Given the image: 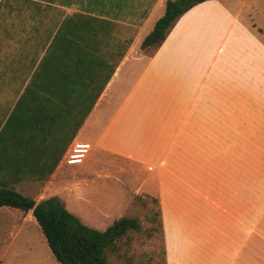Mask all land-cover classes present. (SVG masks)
Wrapping results in <instances>:
<instances>
[{
	"label": "crops",
	"instance_id": "0c3cea01",
	"mask_svg": "<svg viewBox=\"0 0 264 264\" xmlns=\"http://www.w3.org/2000/svg\"><path fill=\"white\" fill-rule=\"evenodd\" d=\"M35 1L60 18L42 33L40 14L28 16V42L3 36L17 45L3 47L0 185L35 203L62 198L85 223L90 201L74 195L87 181L83 165L95 159L114 174L121 166L106 161L115 159L135 166L138 193L157 200L164 264H264V30L255 1L198 3L136 56L167 0H91L83 10ZM77 13L99 21L80 19L73 32ZM75 142L91 150L68 165ZM25 228L39 231L32 210L0 207V264Z\"/></svg>",
	"mask_w": 264,
	"mask_h": 264
},
{
	"label": "rangeland",
	"instance_id": "374dc122",
	"mask_svg": "<svg viewBox=\"0 0 264 264\" xmlns=\"http://www.w3.org/2000/svg\"><path fill=\"white\" fill-rule=\"evenodd\" d=\"M42 1L47 2L45 0ZM72 1L76 4L71 7L72 10L82 9L83 5L91 3V0ZM254 1L255 5L253 8L256 12L254 24L264 30V0ZM40 7L43 8L41 11L38 10L39 4L35 0H0V97L3 96V47H16L15 45H17L16 43L9 44L8 39L3 38V36L6 33H9V35L22 33L24 38L15 39V41L28 42L24 34L28 32L29 24L31 25L28 16L32 17L33 13L37 12L40 14L38 27L42 33L50 27L52 18L55 17L57 20L60 18V15L56 11L49 13L44 4ZM16 21L21 22V24ZM32 28H35V24ZM42 41L44 39L41 37V43ZM20 46L25 47L18 44V47ZM39 46L40 42L37 43L36 41L33 44L34 52L37 51V47L39 48ZM146 48L139 42L135 46L133 54L136 56L139 52L145 51ZM151 51L152 49H149L145 53L149 54ZM4 55L9 58L5 62L12 63V67H15L16 56H12V54H8L7 52ZM10 56H12L11 59ZM31 65L32 62L25 58V62L22 65L23 73L28 72ZM97 157L100 159V156ZM108 161L111 164H119L121 170H117L113 174L114 167L101 165L100 161H96L95 159L89 160L83 165L84 172L86 173L84 178L87 181L82 182L84 185L81 186V190L74 191V195L76 199L83 196L86 200L90 201L83 203L82 206L88 212L89 220L80 216L78 211H76V214L82 217L87 225L98 230H103L113 220L120 217L137 219L139 224L138 230L128 231L106 250L107 264H164V246L156 198L149 197L142 192L138 193L139 190L135 185V177L129 173L131 170L137 171L135 166L120 164L115 159H108L106 162ZM23 187L24 184L21 183V187L19 186V188L22 192H24ZM11 188L14 190L18 187ZM72 199L74 200V197ZM60 200L65 204L62 198ZM99 200L103 202L104 208L102 206L95 208L96 201ZM122 200L124 201L123 205L122 203L120 204ZM82 214L87 216L85 212H82ZM27 232L30 234L29 237H26ZM3 264L60 263L51 254L45 236L40 228L38 232L36 228L34 230L25 228L9 251Z\"/></svg>",
	"mask_w": 264,
	"mask_h": 264
},
{
	"label": "trees",
	"instance_id": "16d2710c",
	"mask_svg": "<svg viewBox=\"0 0 264 264\" xmlns=\"http://www.w3.org/2000/svg\"><path fill=\"white\" fill-rule=\"evenodd\" d=\"M53 2L55 0H45ZM205 0H167L163 15L155 22L151 31L142 39L143 47L159 45L167 36L175 21L189 8ZM72 19V31H78L80 19L98 22L96 17L82 13ZM58 30H64L66 22ZM10 206L22 211L32 210L52 255L60 264H107L106 250L128 231L139 228L137 219L121 217L114 220L105 230H98L83 223L71 213L57 196L38 203L4 185H0V207Z\"/></svg>",
	"mask_w": 264,
	"mask_h": 264
},
{
	"label": "built area",
	"instance_id": "2783aa9c",
	"mask_svg": "<svg viewBox=\"0 0 264 264\" xmlns=\"http://www.w3.org/2000/svg\"><path fill=\"white\" fill-rule=\"evenodd\" d=\"M90 150L91 146L89 143L75 142L67 153L65 163L68 165H77L82 163L87 157Z\"/></svg>",
	"mask_w": 264,
	"mask_h": 264
}]
</instances>
